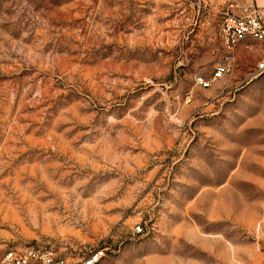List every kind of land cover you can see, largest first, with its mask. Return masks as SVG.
I'll use <instances>...</instances> for the list:
<instances>
[{"label":"rangeland","instance_id":"rangeland-1","mask_svg":"<svg viewBox=\"0 0 264 264\" xmlns=\"http://www.w3.org/2000/svg\"><path fill=\"white\" fill-rule=\"evenodd\" d=\"M245 10L264 0H0V257L132 264L158 218L224 184L256 215L228 219L230 260L264 264L261 53L220 40Z\"/></svg>","mask_w":264,"mask_h":264},{"label":"crops","instance_id":"crops-1","mask_svg":"<svg viewBox=\"0 0 264 264\" xmlns=\"http://www.w3.org/2000/svg\"><path fill=\"white\" fill-rule=\"evenodd\" d=\"M236 197L235 190L224 184L198 190L178 213L156 220L154 241L129 255L124 250L120 259L131 256L132 264H234L226 223L231 219L244 226L251 220L254 225L256 219Z\"/></svg>","mask_w":264,"mask_h":264},{"label":"built area","instance_id":"built-area-1","mask_svg":"<svg viewBox=\"0 0 264 264\" xmlns=\"http://www.w3.org/2000/svg\"><path fill=\"white\" fill-rule=\"evenodd\" d=\"M220 40L223 48L233 52L239 46H245L251 50L252 44L259 47L261 58L255 65L253 76L264 75V19L259 13L240 12L235 15H226L220 26ZM230 65L218 66L211 80L197 79V84L203 88H209L211 82L221 79L229 74ZM134 232L142 234L141 227H136ZM102 252L95 251L87 256L74 260L54 250L25 249L23 251L10 250L0 257V264H100Z\"/></svg>","mask_w":264,"mask_h":264}]
</instances>
